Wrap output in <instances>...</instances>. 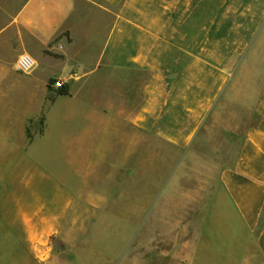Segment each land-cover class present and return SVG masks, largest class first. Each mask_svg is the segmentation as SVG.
I'll use <instances>...</instances> for the list:
<instances>
[{"label": "crops", "instance_id": "1", "mask_svg": "<svg viewBox=\"0 0 264 264\" xmlns=\"http://www.w3.org/2000/svg\"><path fill=\"white\" fill-rule=\"evenodd\" d=\"M83 4L110 18L102 35L90 33L91 12L84 17ZM68 31L70 40L61 37L52 48L64 58L43 57L62 70L44 79L39 103L46 109L44 125L29 139L26 122L32 118L2 110L4 74L12 66L3 61L4 52L17 47L18 34L32 36L47 50ZM82 46L103 48L87 57ZM17 48L14 58L28 53ZM262 53L264 0H26L18 9L0 6V163L8 170L0 175V225L24 227L46 240L56 236L55 257L75 252L68 235L92 225L91 211L113 209L116 194H131L130 148L141 146L131 132L178 146L179 132H194L193 117L203 101L211 102L210 88H202L195 101L194 86L205 77L209 81L211 71L217 73L214 67L221 75L220 68L233 58L244 57L241 63H246L248 55ZM58 75L69 80L70 95L49 91L48 80ZM50 93L54 101L47 99ZM30 96L33 106L36 96ZM63 98L69 101L65 116L81 124L71 133L59 129L57 149L45 155L56 166L45 171L26 152L45 137L47 112ZM255 111L257 124L247 131L234 165L221 175L194 251L198 263L257 264L252 260L260 257L264 264V77ZM179 112L186 116L181 126L174 119ZM102 218L96 225L108 220Z\"/></svg>", "mask_w": 264, "mask_h": 264}, {"label": "rangeland", "instance_id": "2", "mask_svg": "<svg viewBox=\"0 0 264 264\" xmlns=\"http://www.w3.org/2000/svg\"><path fill=\"white\" fill-rule=\"evenodd\" d=\"M24 1L0 0V6L18 9ZM82 12L84 17L91 12L90 33L97 37L102 35L110 18L107 19L94 7L87 10L85 4ZM18 36L17 47L23 46L22 52L34 55L41 67L28 75L17 73L14 69L17 58L14 57H17L18 48L4 52L3 61L12 66L11 73L4 74L3 96L6 98L2 99V110L7 114L14 112L16 118L21 114L31 117L26 126L30 133L36 135L46 113L40 105L44 100V79L50 73L62 70L60 65L43 57L56 54L63 59L64 56L52 51L58 42H53L46 50V45L41 47L40 41L32 36L25 33ZM61 37L70 40V32ZM102 48L82 46L87 57L100 53ZM248 56L246 63H241L244 57L239 56L228 61L227 67L220 68L221 75L214 67L217 73L211 71L209 81L205 77L194 86L195 101L202 94V88H210L211 102L203 101L199 113L193 117L194 132L190 129L182 134L179 132L182 141L178 146L165 138L160 143L158 138L148 135L142 139L131 132V140L141 144L140 147L130 148L131 194H116L113 209L91 211L92 225L76 228V234L68 235V239L74 241L75 252L67 251L55 257L54 252L59 248L56 236L46 240L33 233L29 235L30 231L24 227L0 225V264H201L194 260V251L206 230L221 175L234 165L247 131L258 122L255 104L264 77V53ZM223 69L225 75L222 74ZM52 79L48 80V86ZM54 79L63 78L58 75ZM50 92L54 93L53 90ZM31 93L36 96L33 106L30 105L31 99H34ZM68 102L66 98L60 99L47 112L49 124L45 137L36 139L26 152L28 158L45 171L46 168L55 169L56 163L46 162L45 155L57 149L54 144L60 138L59 129L66 128L71 133L72 128L76 131L81 124L71 114L68 118L65 116L64 112L69 110ZM183 114L179 112L174 116V119L178 118L179 126L183 118L186 122ZM57 165L59 169L64 167V164ZM1 166L0 163V175L7 173L8 170L4 171ZM115 174H118L117 170ZM143 174L146 175L145 191L142 189ZM127 200L130 201L129 206ZM103 216L108 220H103L104 225H96ZM40 249L49 252L46 262L38 258ZM250 249L255 256L253 242ZM252 261L262 264L260 257Z\"/></svg>", "mask_w": 264, "mask_h": 264}, {"label": "built area", "instance_id": "3", "mask_svg": "<svg viewBox=\"0 0 264 264\" xmlns=\"http://www.w3.org/2000/svg\"><path fill=\"white\" fill-rule=\"evenodd\" d=\"M37 64L38 63L33 55H31L30 53H23L17 58L14 65V69L17 73L28 75L36 69ZM71 79H74V77H71ZM66 84V80L56 79L55 82L52 84V87L56 90H59ZM48 253L49 252H47V249H40L38 258L41 262H46L49 256Z\"/></svg>", "mask_w": 264, "mask_h": 264}, {"label": "trees", "instance_id": "4", "mask_svg": "<svg viewBox=\"0 0 264 264\" xmlns=\"http://www.w3.org/2000/svg\"><path fill=\"white\" fill-rule=\"evenodd\" d=\"M59 39H61V36L58 37V38L55 40V42H57ZM50 55H51V56H54V57H56V58H61V56L56 55V54H50ZM54 82H55V79H52V80L50 81L49 91L52 89V88H51V85H52ZM58 95H60V96H68V95H70V85H69V84H66V85H64L61 89H59V90H58ZM48 99H49L50 101H54V97L52 96L51 93L49 94ZM44 120H45L44 117H42L41 122H40L42 126L44 125ZM41 132H42V130H41ZM27 134H28L29 139H32V134L30 133V129H29V128H27Z\"/></svg>", "mask_w": 264, "mask_h": 264}]
</instances>
